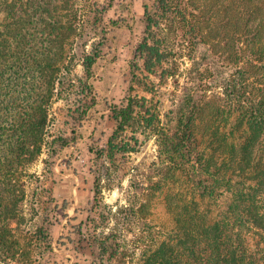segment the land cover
I'll use <instances>...</instances> for the list:
<instances>
[{
	"label": "rangeland",
	"instance_id": "obj_1",
	"mask_svg": "<svg viewBox=\"0 0 264 264\" xmlns=\"http://www.w3.org/2000/svg\"><path fill=\"white\" fill-rule=\"evenodd\" d=\"M12 1L23 10L20 17L19 7L15 9L18 13L11 18L12 29L22 25L34 36L47 23L48 31L56 29L58 37L44 44L50 49L52 64L56 61L62 67L58 75L61 83H57L48 106L42 151L29 160L27 152L21 151L19 173L11 175V210L19 208L11 213V231L19 244L21 264H115V257H104L103 262L98 241L111 233L121 245L128 243L131 251L136 249L135 254L128 255V264H144L150 249L160 242H176L179 226L188 222L191 214L198 219L204 214L215 216L216 205L200 198L197 185L175 165L160 161L157 139L139 105L146 98L150 114L167 120L183 103L185 88L196 85L199 104L195 131L203 147H208L211 140H215L212 144L223 141L225 146L228 136L224 133L233 124L228 112L219 111L225 107L223 79L216 76L204 86L191 82V61L176 44L171 58L178 66L175 74L160 79L149 74L138 58L139 79H133L131 64L145 34V5L154 9L155 0H114L111 7L109 0ZM39 3L41 6H37ZM246 3L259 6L264 13V0ZM197 8L203 26L215 19L220 29L226 22L225 14L230 15L234 8L239 10V5L227 0H200ZM34 16L45 21L29 23ZM5 18L1 13L0 22ZM111 19L131 24L132 29L129 25L112 29ZM105 28L109 31L104 32ZM233 29L231 25L226 27L221 43L219 37L213 41L214 53L221 61L243 60ZM11 44H17L16 39H11ZM110 47L114 53L98 59L94 76L88 79L85 55L97 50L106 53ZM200 51L201 46L197 55ZM92 97L98 104L89 110L79 128L81 114ZM131 97L136 101L134 116L117 133L109 105L122 107ZM75 130L80 145L51 156L54 139L73 136ZM237 134L235 139L240 138ZM81 225L83 233L79 231ZM39 227L44 228L47 239L41 238ZM143 248L149 250L147 254H143Z\"/></svg>",
	"mask_w": 264,
	"mask_h": 264
},
{
	"label": "trees",
	"instance_id": "obj_2",
	"mask_svg": "<svg viewBox=\"0 0 264 264\" xmlns=\"http://www.w3.org/2000/svg\"><path fill=\"white\" fill-rule=\"evenodd\" d=\"M113 2L109 0V7ZM227 2L239 5V10L234 8L237 13L230 12L231 17L225 14L226 22L220 29L215 19H210L207 27L202 25L204 21L197 8L200 0H155L154 9L145 5V34L131 64L133 79H139L138 58L144 61L149 74L160 79L175 74L178 66L171 58L176 44L191 61V82L204 86L222 76L226 108L219 111L228 112L233 126L224 133L228 136L225 146L223 141L212 144L215 140H211L208 147H203L194 128L199 104L196 85L185 88L183 103L167 120L150 114L144 103L146 98L139 105L157 139L160 161L180 169L197 185L200 198L212 202L217 209L215 216L204 214L202 219L191 214L190 220L179 226L176 242H160L150 249L144 264H264V13L246 0ZM15 9L21 11V17L22 5L0 0V14L5 13L6 17L0 22V264H11V260L12 264L22 263V258H18V241L11 231V213L19 211L11 210V175L19 173L21 151L27 152L28 160L42 151L48 106L57 83H61L58 75L62 70L56 61L52 64L50 49L44 44L58 37L56 29L48 31L47 23L38 36L30 35L22 25L12 29L11 18L18 13ZM44 21L34 16L29 23L39 25ZM110 23L112 29L128 25L132 29L131 24L122 25L114 19ZM229 25L234 27L232 33L243 60L221 61L214 53L213 41L219 37L221 43ZM11 39H16L17 44H11ZM199 46L202 51L197 55ZM109 49L106 53L97 50L85 55L88 79L94 76L98 59L114 53V48ZM91 87L87 83V88ZM134 102L131 97L122 107L109 105L117 133L134 116ZM97 104L92 97L81 114L79 128ZM236 133L241 134L240 138L235 139ZM80 142L77 130L73 136H58L51 144L50 155L78 147ZM18 181L14 184L18 185ZM64 207H68L66 201ZM79 231L83 233L82 225ZM37 232L47 239L43 227L37 228ZM98 241L103 262L106 257H115V264H128L136 253L128 243L121 245L112 233ZM148 251L142 250L143 254Z\"/></svg>",
	"mask_w": 264,
	"mask_h": 264
}]
</instances>
